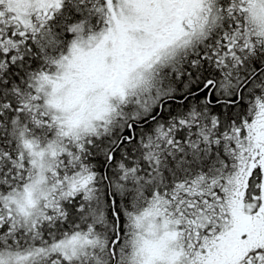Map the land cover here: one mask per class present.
Returning <instances> with one entry per match:
<instances>
[{"label":"snow or ice","instance_id":"1","mask_svg":"<svg viewBox=\"0 0 264 264\" xmlns=\"http://www.w3.org/2000/svg\"><path fill=\"white\" fill-rule=\"evenodd\" d=\"M0 264H264V0H0Z\"/></svg>","mask_w":264,"mask_h":264}]
</instances>
